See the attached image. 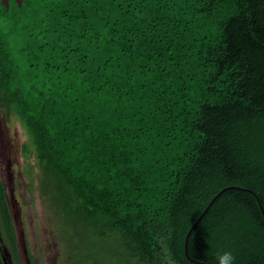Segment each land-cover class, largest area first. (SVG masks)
Listing matches in <instances>:
<instances>
[{"label":"trees","instance_id":"obj_1","mask_svg":"<svg viewBox=\"0 0 264 264\" xmlns=\"http://www.w3.org/2000/svg\"><path fill=\"white\" fill-rule=\"evenodd\" d=\"M0 109L70 264H264V0L0 1Z\"/></svg>","mask_w":264,"mask_h":264},{"label":"rangeland","instance_id":"obj_2","mask_svg":"<svg viewBox=\"0 0 264 264\" xmlns=\"http://www.w3.org/2000/svg\"><path fill=\"white\" fill-rule=\"evenodd\" d=\"M26 139L18 120L0 109V179L7 189L11 188L16 200L14 203L9 198L17 212L15 226L21 264H70L67 247L59 236L58 220L39 192L38 169L33 166V158H26L21 152Z\"/></svg>","mask_w":264,"mask_h":264},{"label":"flooded vegetation","instance_id":"obj_3","mask_svg":"<svg viewBox=\"0 0 264 264\" xmlns=\"http://www.w3.org/2000/svg\"><path fill=\"white\" fill-rule=\"evenodd\" d=\"M8 172L10 173L11 171L8 169ZM1 195H3L4 202L1 201ZM9 198H12L14 203H16L14 192L11 188L7 189L0 179V264H21V253L18 249L15 226L17 212L13 211ZM5 211L9 216L8 220L5 216ZM9 229H11L13 237H11Z\"/></svg>","mask_w":264,"mask_h":264},{"label":"water","instance_id":"obj_4","mask_svg":"<svg viewBox=\"0 0 264 264\" xmlns=\"http://www.w3.org/2000/svg\"><path fill=\"white\" fill-rule=\"evenodd\" d=\"M0 1H1L2 5H4L6 9H8L9 4H10V0H0ZM13 1L16 2V4H17L18 7H20V6L22 5V2H23V0H13ZM228 188H240V187H238V186H227V187L222 188L220 191H218V192L212 197V199L210 200V202L208 203V205L205 207V209H204V211L201 213V215L207 210V208H208L209 205L213 202V200H214V199H215V198H216L221 192H223L224 190H226V189H228ZM243 189H246L247 191H249V192H251V193H253V194L255 195L256 200H257V202H258V204H259V207H260L261 213H262V215H263V217H264V210L262 209V207H261V205H260V201H259L258 197L256 196L255 192H254L253 190L249 189V188H243ZM201 215L196 219V221H194V223L191 225V227L189 228V230L187 231V233H186V235H185V239H184V253H185V255H186L188 258H190V257H189L188 254H187V238H188V236H189V233H190L191 229H192L193 226L196 224V222H197L198 219L201 217ZM190 259H191V258H190Z\"/></svg>","mask_w":264,"mask_h":264}]
</instances>
